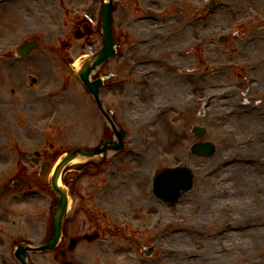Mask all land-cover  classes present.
<instances>
[{
    "label": "rangeland",
    "instance_id": "obj_1",
    "mask_svg": "<svg viewBox=\"0 0 264 264\" xmlns=\"http://www.w3.org/2000/svg\"><path fill=\"white\" fill-rule=\"evenodd\" d=\"M104 1L0 0V264H18L19 242L50 237L58 197L41 163L111 137L73 69L102 47ZM209 1L113 0L116 54L92 78H106L100 98L126 131L125 152L71 184L69 212L83 203L87 229L100 226L103 238L69 254L73 264H264V0H215L203 11ZM32 39L39 47L16 59L14 48ZM196 142L214 153L192 155ZM175 166L193 172L192 187L164 205L150 185ZM105 183L118 197L80 202ZM57 255L28 258L58 264Z\"/></svg>",
    "mask_w": 264,
    "mask_h": 264
},
{
    "label": "water",
    "instance_id": "obj_2",
    "mask_svg": "<svg viewBox=\"0 0 264 264\" xmlns=\"http://www.w3.org/2000/svg\"><path fill=\"white\" fill-rule=\"evenodd\" d=\"M109 0V3H103L101 10V31L103 33V49L100 54L95 59L84 60L79 69L78 75L88 89L89 93H91L99 105L98 101V93L99 87L101 86V80L90 81L89 76L91 72L100 64L105 62L109 57L114 54L113 41H112V19L111 15L113 13L114 7ZM211 7V5H210ZM37 46V43L33 42L31 44L24 43V45L19 48L16 53L18 55H25L29 53L32 49ZM195 132L199 135L203 132L201 129H195ZM120 135V139L124 136L123 132ZM122 148V144H115L107 142L106 145L98 151L95 152H87L83 150H77L75 152L69 153L64 156L59 163L55 166L53 174L50 178V186L58 195V201L53 209V231L52 236L49 242L40 248L39 251H46L53 249L59 241L61 236V225L64 215L67 210L68 204V195L64 187L60 182L61 175L68 164H70L75 159L82 158H94L98 156L100 153H105L107 149L111 150H120ZM192 153L201 154L205 156H210L214 152V148L211 144H195L192 149ZM45 167V166H44ZM191 174L187 169H170L162 171L154 184V193L162 198L165 202L173 203L177 200L180 195V191H187L190 188L191 184ZM28 248H25L24 244L19 245L15 257L20 262V264H29L26 261V251Z\"/></svg>",
    "mask_w": 264,
    "mask_h": 264
},
{
    "label": "flooded vegetation",
    "instance_id": "obj_3",
    "mask_svg": "<svg viewBox=\"0 0 264 264\" xmlns=\"http://www.w3.org/2000/svg\"><path fill=\"white\" fill-rule=\"evenodd\" d=\"M71 183L72 182H69L68 185H70ZM106 188H108V190ZM69 189L71 191V187ZM99 196H106V198L112 199L118 197V192L114 186L110 188L106 183V185L101 188V191L98 194L95 195L94 193H91V191H87L86 193L84 192V195L81 196V199L83 201L87 198H91V200H93L95 197L98 198ZM83 209L86 212V207L82 203V206L77 207L76 212L69 214V216L67 217L64 224L62 247H64L65 243L71 239H76V247L81 245V242H83L82 239L85 243L100 240V226L97 225L96 227L87 229V213L83 212ZM87 235L91 237L90 241H87L89 238ZM136 246L140 247V244H136ZM60 252L61 255L64 256L62 249H60Z\"/></svg>",
    "mask_w": 264,
    "mask_h": 264
},
{
    "label": "bare ground",
    "instance_id": "obj_4",
    "mask_svg": "<svg viewBox=\"0 0 264 264\" xmlns=\"http://www.w3.org/2000/svg\"><path fill=\"white\" fill-rule=\"evenodd\" d=\"M153 1H156V0H153ZM180 96V95H179ZM175 97H177V95H175ZM172 98V97H170ZM187 99V98H186ZM172 100H175L177 101V99H172ZM184 101V100H183ZM157 108H162V105H157ZM173 114H175L176 118H178L179 116H181V110H176V112H174ZM204 172V171H203ZM199 178L202 179V181H205V183H210L209 179H208V176L207 174L204 172V173H200L199 174Z\"/></svg>",
    "mask_w": 264,
    "mask_h": 264
}]
</instances>
